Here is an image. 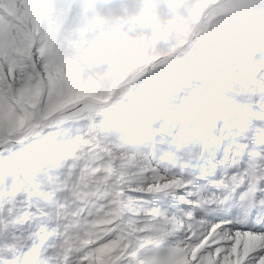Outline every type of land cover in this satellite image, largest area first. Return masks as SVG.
<instances>
[{"label":"snow or ice","instance_id":"obj_1","mask_svg":"<svg viewBox=\"0 0 264 264\" xmlns=\"http://www.w3.org/2000/svg\"><path fill=\"white\" fill-rule=\"evenodd\" d=\"M173 2L148 54L0 0V264H264V62L200 35L219 0Z\"/></svg>","mask_w":264,"mask_h":264},{"label":"clouds","instance_id":"obj_2","mask_svg":"<svg viewBox=\"0 0 264 264\" xmlns=\"http://www.w3.org/2000/svg\"><path fill=\"white\" fill-rule=\"evenodd\" d=\"M78 11V28L89 37L94 28L115 33L128 48L148 54H162L171 50L174 37L169 26L176 16L173 0H73ZM200 35L217 47L230 46L234 62H244L247 56L257 55L264 62V0H219L215 15L200 26ZM110 62L91 58L81 71L85 76L105 74ZM253 79L248 91H259Z\"/></svg>","mask_w":264,"mask_h":264}]
</instances>
